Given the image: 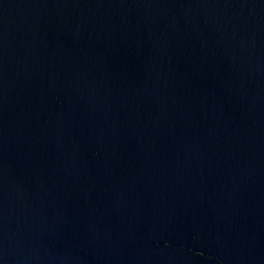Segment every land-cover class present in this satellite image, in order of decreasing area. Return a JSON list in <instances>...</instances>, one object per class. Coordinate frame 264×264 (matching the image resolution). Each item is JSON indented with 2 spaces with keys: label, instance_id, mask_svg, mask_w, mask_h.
I'll return each mask as SVG.
<instances>
[{
  "label": "water",
  "instance_id": "95a60500",
  "mask_svg": "<svg viewBox=\"0 0 264 264\" xmlns=\"http://www.w3.org/2000/svg\"><path fill=\"white\" fill-rule=\"evenodd\" d=\"M0 264H264V0H0Z\"/></svg>",
  "mask_w": 264,
  "mask_h": 264
}]
</instances>
